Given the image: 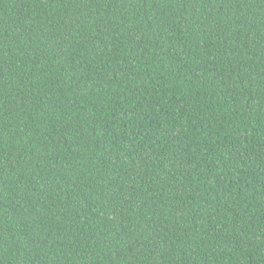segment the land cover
Here are the masks:
<instances>
[{"label":"trees","instance_id":"obj_1","mask_svg":"<svg viewBox=\"0 0 264 264\" xmlns=\"http://www.w3.org/2000/svg\"><path fill=\"white\" fill-rule=\"evenodd\" d=\"M0 264H264V0H0Z\"/></svg>","mask_w":264,"mask_h":264}]
</instances>
